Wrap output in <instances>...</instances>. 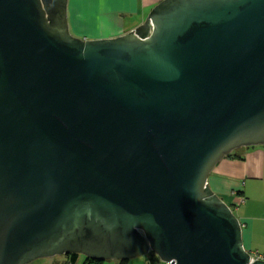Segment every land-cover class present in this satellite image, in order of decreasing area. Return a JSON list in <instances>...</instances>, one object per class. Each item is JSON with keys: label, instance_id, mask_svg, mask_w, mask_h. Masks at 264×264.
<instances>
[{"label": "water", "instance_id": "95a60500", "mask_svg": "<svg viewBox=\"0 0 264 264\" xmlns=\"http://www.w3.org/2000/svg\"><path fill=\"white\" fill-rule=\"evenodd\" d=\"M67 2L0 0V264H264L207 183L264 145V0H160L96 39Z\"/></svg>", "mask_w": 264, "mask_h": 264}, {"label": "crops", "instance_id": "0c3cea01", "mask_svg": "<svg viewBox=\"0 0 264 264\" xmlns=\"http://www.w3.org/2000/svg\"><path fill=\"white\" fill-rule=\"evenodd\" d=\"M159 1L68 0L69 30L86 39L125 34L143 22ZM230 154L235 157L222 158L210 172L207 183L239 218L243 247L251 254H264V145L241 147ZM63 257L36 259L28 264H61ZM80 257L74 264H83L84 257Z\"/></svg>", "mask_w": 264, "mask_h": 264}, {"label": "trees", "instance_id": "16d2710c", "mask_svg": "<svg viewBox=\"0 0 264 264\" xmlns=\"http://www.w3.org/2000/svg\"><path fill=\"white\" fill-rule=\"evenodd\" d=\"M230 157H235V155L230 154ZM238 157L240 158V156ZM79 256L80 254H76V253L64 255L63 257L64 260L62 261L61 264H74ZM160 261L161 260L154 253L150 252L148 254V257H146L145 262H138V264H159ZM83 264H102V263L101 261L84 258ZM118 264H135V263H129V260H119Z\"/></svg>", "mask_w": 264, "mask_h": 264}, {"label": "rangeland", "instance_id": "374dc122", "mask_svg": "<svg viewBox=\"0 0 264 264\" xmlns=\"http://www.w3.org/2000/svg\"><path fill=\"white\" fill-rule=\"evenodd\" d=\"M75 36V35H73ZM75 37H78V36H75ZM78 38H81V37H78ZM148 254H145V255H142V256H138L136 258H133V259H130L129 260V263H138V262H145V259L146 257H148ZM81 256V255H80ZM82 259V256L80 257V260ZM114 261L112 260H106L104 262H101L102 264H113ZM77 264H80L79 262ZM159 264H164L162 261L159 262Z\"/></svg>", "mask_w": 264, "mask_h": 264}, {"label": "built area", "instance_id": "2783aa9c", "mask_svg": "<svg viewBox=\"0 0 264 264\" xmlns=\"http://www.w3.org/2000/svg\"><path fill=\"white\" fill-rule=\"evenodd\" d=\"M243 199H240V202H242ZM251 254V253H250ZM252 258H255V259H261V260H264V254H258V253H255V254H251ZM164 264H168L169 262H163ZM135 264H138V263H135Z\"/></svg>", "mask_w": 264, "mask_h": 264}]
</instances>
